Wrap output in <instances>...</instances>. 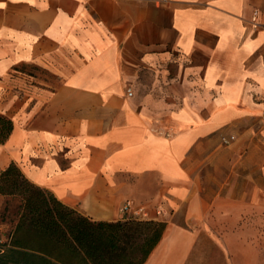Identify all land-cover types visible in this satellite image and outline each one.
Instances as JSON below:
<instances>
[{"label":"crops","instance_id":"0c3cea01","mask_svg":"<svg viewBox=\"0 0 264 264\" xmlns=\"http://www.w3.org/2000/svg\"><path fill=\"white\" fill-rule=\"evenodd\" d=\"M0 113V173L165 222L144 264H264V0H0Z\"/></svg>","mask_w":264,"mask_h":264},{"label":"trees","instance_id":"16d2710c","mask_svg":"<svg viewBox=\"0 0 264 264\" xmlns=\"http://www.w3.org/2000/svg\"><path fill=\"white\" fill-rule=\"evenodd\" d=\"M13 128L0 113V142ZM0 194L21 200L11 239L0 243V264H144L165 229L163 221L132 216L93 220L30 181L15 162L0 173Z\"/></svg>","mask_w":264,"mask_h":264},{"label":"rangeland","instance_id":"374dc122","mask_svg":"<svg viewBox=\"0 0 264 264\" xmlns=\"http://www.w3.org/2000/svg\"><path fill=\"white\" fill-rule=\"evenodd\" d=\"M28 70L31 71L29 68ZM34 71L38 72L39 69ZM8 203V209L5 210V205ZM21 200L19 197H9L5 198V203L3 208L0 210V238L2 240L1 244L10 241L12 233L15 229L18 220V210Z\"/></svg>","mask_w":264,"mask_h":264},{"label":"built area","instance_id":"2783aa9c","mask_svg":"<svg viewBox=\"0 0 264 264\" xmlns=\"http://www.w3.org/2000/svg\"><path fill=\"white\" fill-rule=\"evenodd\" d=\"M128 93L131 95L132 94V91L131 89H128ZM231 139H233L234 137L231 136L230 137ZM225 142H228V139L225 138ZM130 210H132V203L130 201H126L122 207H121V211L123 213H128ZM2 242L1 238H0V243Z\"/></svg>","mask_w":264,"mask_h":264}]
</instances>
